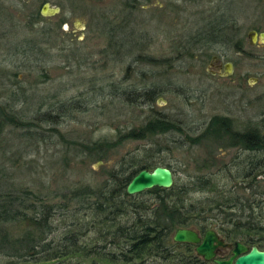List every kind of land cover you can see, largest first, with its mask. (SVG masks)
<instances>
[{
  "label": "rangeland",
  "instance_id": "374dc122",
  "mask_svg": "<svg viewBox=\"0 0 264 264\" xmlns=\"http://www.w3.org/2000/svg\"><path fill=\"white\" fill-rule=\"evenodd\" d=\"M44 2L59 11L43 15ZM37 11L55 27L54 42L44 40L43 22L33 18ZM212 24L225 34L198 41V33L211 36ZM251 29L264 31V0H0V102L25 118L38 110L57 114L55 123L42 121L29 130L11 124L0 129L1 186L21 183L62 201L80 184L98 185L124 155L145 149L164 157L179 183L215 171L238 150L192 141L209 117L228 115L239 129L264 118V41L251 43ZM151 83L161 90L151 103L128 102L120 91ZM59 101L67 109H51ZM156 111L180 129L117 140ZM106 139L111 146L94 148L90 157L81 151V142ZM207 160L209 169L203 168ZM260 182L264 188V177ZM68 203L79 207L76 199ZM88 217L82 209L81 218ZM22 225L10 229L18 234ZM9 259L0 254V264Z\"/></svg>",
  "mask_w": 264,
  "mask_h": 264
},
{
  "label": "trees",
  "instance_id": "16d2710c",
  "mask_svg": "<svg viewBox=\"0 0 264 264\" xmlns=\"http://www.w3.org/2000/svg\"><path fill=\"white\" fill-rule=\"evenodd\" d=\"M33 18L43 22L40 29L46 33L44 40L50 42V38L54 42L55 27L51 21L39 11ZM62 20L55 24L60 26ZM111 22L105 18L106 26H111ZM207 29L211 36L198 33V41L205 38L214 42L217 36L225 34L223 27L213 24ZM234 45L238 47L239 43ZM144 59L157 62L151 56ZM120 91L124 100L131 103H151L161 92L152 83ZM50 105L51 109L69 106L66 101ZM56 115L47 109L25 118L9 103L0 102V129L8 124L28 129L42 121L55 123ZM262 119L261 124L239 129L233 126L230 116L211 115L192 141L205 139L238 151L215 171L205 170L183 183L173 181L167 188L154 186L134 194L125 191L126 183L139 169L157 164L170 167L164 157H155V151L150 149L124 155L98 185L80 184L70 190L69 197L65 194L62 201H50L45 193L28 185L0 183V254L10 257L3 264H83L84 259H89L90 264H205L195 254L192 243L172 239L175 229L182 226L200 229L214 226L228 240L238 239L264 248V188L260 182L264 177ZM177 128L174 119L156 111L139 126L119 133L117 140L122 136L143 138ZM105 144L110 147L112 140L81 142V151L90 157L94 148ZM203 166L209 169L211 165L207 160ZM196 190L204 191L202 196L188 199ZM72 199L79 202V207H70L68 202ZM82 209L89 213L87 219L81 218ZM65 217L69 218L63 224L55 221ZM16 224H23L18 234L10 229ZM88 232L94 234L91 237L94 239H84Z\"/></svg>",
  "mask_w": 264,
  "mask_h": 264
},
{
  "label": "water",
  "instance_id": "95a60500",
  "mask_svg": "<svg viewBox=\"0 0 264 264\" xmlns=\"http://www.w3.org/2000/svg\"><path fill=\"white\" fill-rule=\"evenodd\" d=\"M43 15L53 14L59 11V6H51L49 2H44L40 9ZM250 42L254 43L257 38L264 41V31L251 29ZM231 62L225 63L226 72L231 71ZM174 177L172 169L163 164H157L152 168L143 167L135 172L125 185V191L128 194H134L154 186L170 187L173 184ZM174 241L191 242L195 244V251L205 260L212 261L209 264H264V248L256 244L248 246L240 240H236L232 247V253L228 258H214L215 248L222 244V238L214 228L206 229L202 235L191 227H178L172 235ZM41 264H56L55 262H45Z\"/></svg>",
  "mask_w": 264,
  "mask_h": 264
},
{
  "label": "flooded vegetation",
  "instance_id": "af4514ba",
  "mask_svg": "<svg viewBox=\"0 0 264 264\" xmlns=\"http://www.w3.org/2000/svg\"><path fill=\"white\" fill-rule=\"evenodd\" d=\"M213 57H215V56H213ZM185 227H187V226H185ZM189 227V226H188ZM191 228H193V229H195L197 232H198V234L199 235H202L203 234V232L206 230V229H208V228H214L216 231H217V233L219 234V236L222 238V241H223V243L222 244H219L216 248H215V254H214V258H217V259H224V258H228L230 255H231V253H232V247H233V245H234V242L236 241V240H238V239H236V240H228L216 227H214V226H210V227H206L205 229H200V228H197V227H192V226H190ZM241 241V240H240ZM243 242V241H242ZM189 243H191V242H189ZM246 244V243H245ZM248 245V244H247ZM257 245V244H256ZM192 246H193V250H194V252H195V254H197L196 253V251H195V244L194 243H192ZM248 246H251V245H248ZM260 247V246H259ZM260 248H263V247H260ZM198 256H200L202 259H203V261H204V263L205 264H209L211 261H212V259L211 260H205L201 255H199V254H197Z\"/></svg>",
  "mask_w": 264,
  "mask_h": 264
}]
</instances>
